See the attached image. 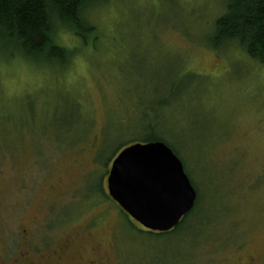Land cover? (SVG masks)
Listing matches in <instances>:
<instances>
[{
    "label": "rangeland",
    "instance_id": "1",
    "mask_svg": "<svg viewBox=\"0 0 264 264\" xmlns=\"http://www.w3.org/2000/svg\"><path fill=\"white\" fill-rule=\"evenodd\" d=\"M110 4L120 22L107 33L90 21ZM225 13V0L89 5L84 92L59 84L67 62L32 59L51 68L52 86L0 101V264H20L24 231L38 233L53 198L74 226L101 210L115 219L113 235L98 238L105 252L114 239L113 264H264V64L212 40ZM152 133L180 154L200 197L197 217L173 235L143 232L99 196L115 151Z\"/></svg>",
    "mask_w": 264,
    "mask_h": 264
},
{
    "label": "trees",
    "instance_id": "2",
    "mask_svg": "<svg viewBox=\"0 0 264 264\" xmlns=\"http://www.w3.org/2000/svg\"><path fill=\"white\" fill-rule=\"evenodd\" d=\"M106 1L0 0V43L5 47L8 45L12 47L10 55L20 54L30 59H42L48 63L64 65L73 53H65L60 48L51 45L50 36L55 27L63 24L74 28L82 37L85 45L88 42L93 44L96 40V31L85 20L84 13L89 5ZM225 1L226 13L217 20L212 40L218 44L236 42L251 59L264 64V0ZM152 142H163L170 147L182 161L188 175L180 154L169 141L156 136L154 133L144 138H132L122 144L115 152L120 149V153L135 143ZM99 194L101 198L108 199L104 189L100 190ZM199 199L198 196L195 208L175 230L160 235L176 234L197 217L200 206Z\"/></svg>",
    "mask_w": 264,
    "mask_h": 264
},
{
    "label": "water",
    "instance_id": "3",
    "mask_svg": "<svg viewBox=\"0 0 264 264\" xmlns=\"http://www.w3.org/2000/svg\"><path fill=\"white\" fill-rule=\"evenodd\" d=\"M108 197L151 233L167 234L195 208L198 194L180 158L163 142L122 150L107 177Z\"/></svg>",
    "mask_w": 264,
    "mask_h": 264
},
{
    "label": "clouds",
    "instance_id": "4",
    "mask_svg": "<svg viewBox=\"0 0 264 264\" xmlns=\"http://www.w3.org/2000/svg\"><path fill=\"white\" fill-rule=\"evenodd\" d=\"M98 30L111 33L120 22V13L114 4L100 10L90 21ZM51 45L65 53H74L58 76L59 84L66 92L79 89L81 92L93 88V66L89 57L93 54L85 46L77 30L59 24L50 36ZM52 73L47 64L20 55L0 54V101L14 103L51 87Z\"/></svg>",
    "mask_w": 264,
    "mask_h": 264
},
{
    "label": "flooded vegetation",
    "instance_id": "5",
    "mask_svg": "<svg viewBox=\"0 0 264 264\" xmlns=\"http://www.w3.org/2000/svg\"><path fill=\"white\" fill-rule=\"evenodd\" d=\"M53 200L50 218L42 217L34 227L38 229V233L33 236L30 232L27 233V230L24 231L27 236L25 242L21 239L24 249L20 264H113L114 239L111 238L109 245V250L112 251L105 252L99 249L98 238L106 233L113 235L115 219L106 213V210H101L74 226L77 218L74 219L73 214L64 215L66 210L60 215L59 209L57 210L59 203L55 202L58 198ZM108 200L113 202L109 197ZM113 205L132 220L115 202ZM106 214L110 217H106ZM142 230L151 233L144 228ZM62 231L64 234H59ZM248 261L249 264L254 262L253 258Z\"/></svg>",
    "mask_w": 264,
    "mask_h": 264
}]
</instances>
